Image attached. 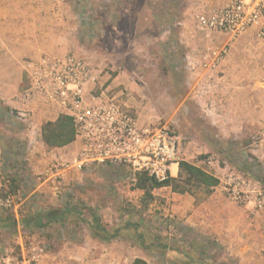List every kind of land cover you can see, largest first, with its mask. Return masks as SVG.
<instances>
[{"label": "crops", "instance_id": "obj_1", "mask_svg": "<svg viewBox=\"0 0 264 264\" xmlns=\"http://www.w3.org/2000/svg\"><path fill=\"white\" fill-rule=\"evenodd\" d=\"M194 1L197 7L193 10L197 15L209 14L222 8L228 0ZM181 25L182 29L183 26L186 29L182 43L188 60V70L193 79L191 93L202 95L204 104L198 110L207 112L204 113V120L200 125L203 126L202 130L193 136L189 145L183 147L185 161L219 179L231 168L230 165L222 166L217 162L205 168L202 159H192L201 153H215L222 159L234 156L239 159L240 165H248L254 172L257 168L254 161L264 166V145L258 142V139L264 136V40L257 37L256 28L231 41L221 33L207 34L199 31L197 22L194 23V28L192 23L183 22ZM75 29L78 28L69 20L63 0H0V96H15L13 101L9 100L15 116V109L20 107L18 97L30 84V64L44 56L63 59L71 55V50L78 53ZM224 45L229 47L224 60L214 69L205 68L204 53L208 49ZM116 84H123L131 91H138L135 84L125 80L117 81ZM130 104L139 115L142 125L153 123V116L149 114L144 99L137 101L132 98ZM32 107L35 113L34 124L27 126L20 122L16 130V155H13L14 152L7 155L6 146L0 139V191L8 188L5 176L11 172L9 164L13 161L16 163L18 157L25 155L28 180L23 177L20 188L12 195L17 207L27 210L29 216L46 212L48 207L57 209L63 206V191L66 188H58L52 174V166L55 163L72 162L79 149L76 141L61 148L47 147L42 139L43 126L47 122H55L60 117L58 110L40 103ZM21 146L26 149L25 152ZM19 150L23 151V155L19 154ZM99 167L129 170L125 167ZM235 171L249 175L243 170ZM179 172V164H173L171 177L177 178ZM73 176V171L66 173V187ZM131 181L135 183V177H132ZM132 192L140 196L144 194L142 190L135 188ZM153 194L155 197H162L163 208L177 226L175 236L180 242L187 239V233L194 232L198 235L197 238L202 237L208 239V242L212 240L219 244L227 254L241 257L247 240L259 234L261 213H255L250 205L237 204L216 188L210 195H206L203 190L197 192L196 196L181 194L173 192L170 187L155 189ZM17 221L23 228L22 222ZM51 227L53 226L46 229ZM120 239L121 237L115 239L116 242H96L102 252L90 249L91 259L83 264H121L131 247L124 246ZM203 247L204 250H199V253L206 251V247ZM185 249L169 247L165 252L192 254L190 250L184 252ZM152 250L155 251L153 248ZM100 252L108 259L96 261L95 256ZM77 254L81 256L80 252ZM3 260L5 263L10 261L9 258ZM144 260L149 263L147 258ZM64 264L76 263L66 258Z\"/></svg>", "mask_w": 264, "mask_h": 264}, {"label": "rangeland", "instance_id": "obj_2", "mask_svg": "<svg viewBox=\"0 0 264 264\" xmlns=\"http://www.w3.org/2000/svg\"><path fill=\"white\" fill-rule=\"evenodd\" d=\"M232 1L228 0L225 5ZM63 6L71 23L78 28L75 30L79 52L71 50L69 54L87 57L94 65L110 72L116 82L125 80L135 84L137 92L119 85L130 92L131 98L137 101L144 99L149 114L153 116L150 125L167 127L182 138L183 147L189 145L193 136L202 130L203 115L207 114L198 110L204 104L202 95L191 93L193 79L182 43L186 29L183 26V30L181 24L192 23L193 28L196 24L195 1L63 0ZM14 98L0 96V139L6 146L7 155L10 152L16 155L18 151L15 143L20 121L9 103ZM131 108L135 110L132 105ZM20 148L25 152L23 146ZM22 150H19L20 155H23ZM207 155L215 156L222 166L230 165L234 171L243 170L249 174L247 177L259 178L264 187L262 163L254 161L257 168L252 172L251 167L240 165L234 156L222 159L215 153H201L192 160H204ZM183 157L186 158L185 155ZM16 161L9 164L11 172L5 176L8 188L0 191V198L12 195L9 194V186L17 187L18 191L22 178L28 180L25 155ZM73 175L63 191V208L84 204L99 211L111 231L135 223L146 233L148 242L152 238H160L170 248L184 247V252L192 251V254H179L172 251L162 253L152 248L145 250L130 237L134 230L129 229L121 232L120 242L131 247L121 264H132L137 258H147L150 264H264V211L260 214L258 236L247 240L242 256L236 257L227 254L212 240L197 238L194 232L187 233V239L180 242L175 236L177 226L163 208L162 197L156 196L148 207H144L143 195L132 192L135 184L131 181L135 177L132 171L93 166L83 172L73 171ZM15 205L16 208L12 209L0 205V214L9 211L22 222L29 213L17 207V202ZM25 230L19 224L13 226L10 221L0 224V264H12V260L22 254V248L29 247L31 243L46 249L47 264H64L66 258L83 264L91 259L90 249L94 252L99 250L96 242L100 240L94 238L87 225L79 223L76 217L63 227L54 225L50 229ZM203 246L206 251L199 253V250H204ZM101 252L95 256L96 261L108 259ZM7 258L10 261L5 263L3 259Z\"/></svg>", "mask_w": 264, "mask_h": 264}, {"label": "built area", "instance_id": "obj_3", "mask_svg": "<svg viewBox=\"0 0 264 264\" xmlns=\"http://www.w3.org/2000/svg\"><path fill=\"white\" fill-rule=\"evenodd\" d=\"M198 29L207 34L221 33L233 41L250 29L264 40V0H233L209 14L196 15ZM229 47L208 49L205 68H216ZM29 87L18 97L17 119L34 124L33 105L40 103L57 109L59 116L72 118L78 153L72 162L55 163L52 174L58 188L66 187L68 171L83 172L93 166L125 167L133 173H146L158 183L171 177V166L185 160L182 138L161 125H142L130 105L131 94L116 84L113 75L87 58L68 55L44 56L29 68ZM264 145V136L258 139ZM217 158L207 155L203 163L212 166ZM216 187L239 205H250L255 213L264 211V187L260 181L228 169ZM15 198H0V205L16 208ZM48 254L40 245L22 248L12 264H47Z\"/></svg>", "mask_w": 264, "mask_h": 264}, {"label": "trees", "instance_id": "obj_4", "mask_svg": "<svg viewBox=\"0 0 264 264\" xmlns=\"http://www.w3.org/2000/svg\"><path fill=\"white\" fill-rule=\"evenodd\" d=\"M43 142L50 149L61 148L70 145L75 141V128L71 117L61 115L55 122H47L42 130ZM180 172L177 178L170 177L166 182L158 183L146 173L135 174V189L144 192L142 204L148 207L155 199L153 191L155 189L170 187L176 193H189L197 195V192L203 190L206 195L213 193V190L219 185V179L210 174L206 170L187 162L185 160L179 162ZM260 181L259 178L254 177ZM17 187L10 186L9 194H15ZM72 217H76L79 223L87 225L92 233V236L102 242H110L121 237V232L133 229L134 232L130 237L139 242L142 246L154 248L164 253L169 247L160 238H152L150 242L144 231L140 230V225L135 223H128L123 228H118L111 231L106 226L100 216L99 211L95 208L81 205L71 206L69 208L51 209L46 212H39L33 215L22 218V227L27 230H42L48 226L60 225L64 226L70 222ZM10 221L13 226L18 224L17 219L9 211L0 214V224ZM150 239V238H149ZM132 264H149L147 261L137 258Z\"/></svg>", "mask_w": 264, "mask_h": 264}]
</instances>
